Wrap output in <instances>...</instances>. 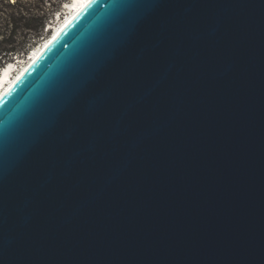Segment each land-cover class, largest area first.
Returning <instances> with one entry per match:
<instances>
[{
    "label": "water",
    "instance_id": "obj_1",
    "mask_svg": "<svg viewBox=\"0 0 264 264\" xmlns=\"http://www.w3.org/2000/svg\"><path fill=\"white\" fill-rule=\"evenodd\" d=\"M0 99V264H264V0H92Z\"/></svg>",
    "mask_w": 264,
    "mask_h": 264
},
{
    "label": "trees",
    "instance_id": "obj_2",
    "mask_svg": "<svg viewBox=\"0 0 264 264\" xmlns=\"http://www.w3.org/2000/svg\"><path fill=\"white\" fill-rule=\"evenodd\" d=\"M43 0H40L42 3ZM6 9L12 10L10 14H5L0 10V69L4 68L7 63L15 57L29 53V48L32 45L30 41L23 44H18L17 38L25 33L24 39H27V34H34L33 38L39 40L44 37V29L48 16L42 14L40 17L29 14L27 5L19 3L15 4L2 2ZM1 13L5 16H1Z\"/></svg>",
    "mask_w": 264,
    "mask_h": 264
},
{
    "label": "rangeland",
    "instance_id": "obj_3",
    "mask_svg": "<svg viewBox=\"0 0 264 264\" xmlns=\"http://www.w3.org/2000/svg\"><path fill=\"white\" fill-rule=\"evenodd\" d=\"M17 1L19 3L27 5L29 9V14L35 15L37 17H40L42 14L48 16V20L46 21V26L44 29L43 38L41 37L39 40L34 39L33 38L34 34L32 33L27 34L26 40L24 39L25 33H23L17 38V42L20 45L26 42L27 40L30 41L32 45H34L29 48L28 54L19 56V59L25 61L28 57L27 55H29L30 52L34 51L36 48H39L41 44L44 42V40L50 37L51 34H53V32L57 29V27L61 24V22L66 17L70 16L71 10L69 6L72 5L71 4L72 0H43L42 3H40V0H0V10L3 11V13L5 14H10L12 10L6 9L5 5L2 4V2L15 4ZM1 16L4 17L5 15L1 13ZM29 60L30 59L28 58V61ZM10 63H14V62L11 60ZM24 66L22 67V69L24 68Z\"/></svg>",
    "mask_w": 264,
    "mask_h": 264
},
{
    "label": "bare ground",
    "instance_id": "obj_4",
    "mask_svg": "<svg viewBox=\"0 0 264 264\" xmlns=\"http://www.w3.org/2000/svg\"><path fill=\"white\" fill-rule=\"evenodd\" d=\"M92 0H72V2H71V4L73 5L74 4V10L72 11V8H71V13H70V16H68V18H67V21H69V20H71L75 15H77L85 6H87V4L89 3V2H91ZM69 7H71V5L69 6ZM62 28H63V26H62ZM58 30H60V29H58ZM48 39H49V37L47 38V39H45L44 40V42H46V43H48L47 41H48ZM43 42V43H44ZM46 43H44V44H41V46L39 47V48H37V49H35L34 50V52H33V54H32V56H31V58H30V60L26 63V65L24 66V68L23 69H21V72L19 73V75L18 76H20V74L22 73V71L23 70H25L28 66H29V64L31 63V62H33L38 56H39V54L41 53V51H42V49H43V47H44V45L46 44ZM8 65V64H7ZM12 67H10V69H11ZM9 69V70H10ZM18 78V77H17ZM16 78V79H17ZM16 79H11V81H9V82H5V85H4V87L0 90V99L4 96V94L13 86V84H14V82L16 81Z\"/></svg>",
    "mask_w": 264,
    "mask_h": 264
},
{
    "label": "built area",
    "instance_id": "obj_5",
    "mask_svg": "<svg viewBox=\"0 0 264 264\" xmlns=\"http://www.w3.org/2000/svg\"><path fill=\"white\" fill-rule=\"evenodd\" d=\"M31 52H32V51H31ZM27 56H28V57H27V59H26L25 61L19 59L18 57H15V62H16V64H17V66H18V69L22 68V67L25 65V63L28 62V58L30 57V55H27Z\"/></svg>",
    "mask_w": 264,
    "mask_h": 264
},
{
    "label": "clouds",
    "instance_id": "obj_6",
    "mask_svg": "<svg viewBox=\"0 0 264 264\" xmlns=\"http://www.w3.org/2000/svg\"><path fill=\"white\" fill-rule=\"evenodd\" d=\"M14 63H16L15 61H14ZM17 65V64H16Z\"/></svg>",
    "mask_w": 264,
    "mask_h": 264
}]
</instances>
